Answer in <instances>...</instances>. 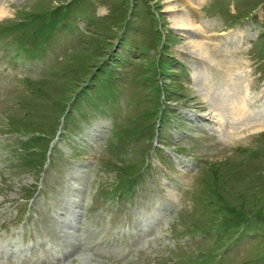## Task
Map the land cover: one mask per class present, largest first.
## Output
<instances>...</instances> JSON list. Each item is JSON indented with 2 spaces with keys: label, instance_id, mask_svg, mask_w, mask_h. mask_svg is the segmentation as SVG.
<instances>
[{
  "label": "rangeland",
  "instance_id": "obj_1",
  "mask_svg": "<svg viewBox=\"0 0 264 264\" xmlns=\"http://www.w3.org/2000/svg\"><path fill=\"white\" fill-rule=\"evenodd\" d=\"M2 8L0 264H264V0Z\"/></svg>",
  "mask_w": 264,
  "mask_h": 264
},
{
  "label": "bare ground",
  "instance_id": "obj_2",
  "mask_svg": "<svg viewBox=\"0 0 264 264\" xmlns=\"http://www.w3.org/2000/svg\"><path fill=\"white\" fill-rule=\"evenodd\" d=\"M186 1V3H188V2H190L191 4H192V0H185ZM192 6V5H191ZM190 6V7H191ZM192 8V7H191ZM5 9L4 8H2L1 9V11H0V13H5ZM0 16H2V15H0ZM176 18V17H175ZM174 23L176 24V26L178 27V28H190V27H193V26H195L193 23H192V21L189 19V18H187L186 16L184 17V16H181L180 18H176V20L174 21ZM196 28L198 29V27L196 26ZM202 28V27H201ZM198 31V30H197ZM217 45V46H216ZM193 47H194V49L195 50H197V51H199L202 55H204V56H206V57H209V60L211 61V63H210V65L211 66H218V61H217V59H218V55L220 54L219 53V51H218V49H217V47H219L218 46V44H216V43H206V42H195V41H193ZM220 56V55H219ZM236 66V65H235ZM214 73V72H213ZM233 85V84H232ZM210 87V86H209ZM211 87H212V84H211ZM234 89V88H233ZM230 97H233V95L232 94H230ZM236 97V96H235ZM242 98H244V97H242ZM225 99V98H224ZM229 100H230V98H229ZM232 100V102H230V104L229 105H235L236 106V110L235 109H233V110H231V113H232V117H233V119H234V121L235 120H240V122H242L241 120H246V117H247V113H249L248 111H247V103H246V101H244V99H242V101L240 100V101H238V98H232L231 99ZM226 101V100H225ZM217 104V103H216ZM214 106V105H213ZM216 106H218V105H216ZM232 107V106H231ZM218 108V107H217ZM217 108H216V110H217ZM221 108V107H220ZM228 109V108H227ZM250 109V108H249ZM221 110V109H220ZM230 111V110H229ZM226 112V111H225ZM227 113V112H226ZM253 113V112H252ZM248 115H250V114H248ZM254 116V115H253ZM252 117V116H251ZM257 117V116H256ZM255 117V118H256ZM252 119V118H251ZM253 120V119H252ZM257 120V119H256ZM237 123H238V121H237ZM253 123H255L254 124V126H257L259 129H264V119H260V120H257L256 122H253ZM230 124V123H229ZM235 124V123H234ZM249 123H247V125L246 126H249L248 125ZM232 125V124H231ZM234 126V125H233ZM233 126H231L232 128H233ZM237 127V126H236ZM231 128V129H232ZM233 129H236V128H233ZM239 129V128H238ZM237 130V129H236Z\"/></svg>",
  "mask_w": 264,
  "mask_h": 264
},
{
  "label": "clouds",
  "instance_id": "obj_3",
  "mask_svg": "<svg viewBox=\"0 0 264 264\" xmlns=\"http://www.w3.org/2000/svg\"><path fill=\"white\" fill-rule=\"evenodd\" d=\"M3 19V17H0V20H2Z\"/></svg>",
  "mask_w": 264,
  "mask_h": 264
},
{
  "label": "snow or ice",
  "instance_id": "obj_4",
  "mask_svg": "<svg viewBox=\"0 0 264 264\" xmlns=\"http://www.w3.org/2000/svg\"><path fill=\"white\" fill-rule=\"evenodd\" d=\"M0 15H3V13H0Z\"/></svg>",
  "mask_w": 264,
  "mask_h": 264
}]
</instances>
